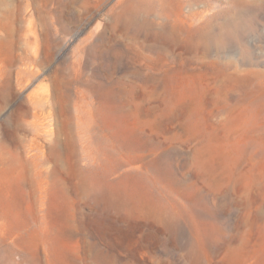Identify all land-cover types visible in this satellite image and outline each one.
I'll return each instance as SVG.
<instances>
[{
	"label": "rangeland",
	"instance_id": "rangeland-1",
	"mask_svg": "<svg viewBox=\"0 0 264 264\" xmlns=\"http://www.w3.org/2000/svg\"><path fill=\"white\" fill-rule=\"evenodd\" d=\"M0 264H264V0H0Z\"/></svg>",
	"mask_w": 264,
	"mask_h": 264
},
{
	"label": "bare ground",
	"instance_id": "bare-ground-1",
	"mask_svg": "<svg viewBox=\"0 0 264 264\" xmlns=\"http://www.w3.org/2000/svg\"><path fill=\"white\" fill-rule=\"evenodd\" d=\"M246 6H248V5H246ZM226 10V12H228L229 11V9H225ZM212 22V21H211ZM233 24V21H231V20H226V21H224L221 25H220V31H224V30H226V29H228L229 27H231V25ZM212 25V24H211ZM209 26V25H208ZM212 28V27H211ZM209 29H210V27H209ZM207 41H208V39H207ZM68 65V64H67ZM70 66L72 65V64H69ZM60 68V67H59ZM74 68V67H73ZM57 70V69H56ZM59 70V69H58ZM61 70V69H60ZM62 70H63V68H62ZM62 70H61V72H62ZM64 71V70H63ZM68 71V70H67ZM58 72V71H57ZM63 74V73H62ZM61 75V74H60ZM66 75V74H65ZM58 76V75H57ZM69 76V75H68ZM61 78V77H60ZM63 78V77H62ZM70 78V77H69ZM68 78V79H69ZM76 78V77H75ZM83 78V77H82ZM59 79V78H58ZM65 80H66V77H65ZM86 80V79H85ZM82 81V79H81V83L82 84H85V85H87V86H89L91 83L90 82H92L91 80H90V82L89 81ZM88 80V79H87ZM67 81H69V80H67ZM60 82V81H59ZM63 82H61V84H62ZM97 83V82H96ZM60 84V85H61ZM69 84V83H68ZM95 84V83H94ZM63 85H65V84H63ZM62 86V85H61ZM91 86V85H90ZM92 86H93V84H92ZM59 87V86H58ZM66 87V86H65ZM61 88V87H60ZM59 88V89H60ZM64 88V87H63ZM67 88V87H66ZM71 88V87H70ZM72 89V88H71ZM67 90V89H66ZM62 91V90H61ZM62 92H67V91H62ZM59 93H60V91H59ZM60 95V94H59ZM68 95H69V93H68ZM63 96H64V94H63ZM66 96V95H65ZM55 97H56V95H55ZM60 97V96H59ZM63 98V97H62ZM65 98V97H64ZM58 99V98H57ZM67 99V98H66ZM64 102V101H63ZM57 104V103H56ZM65 105V104H64ZM66 106V105H65ZM67 108V107H66ZM69 110V109H68ZM67 109H66V112L68 111ZM61 111H59V113H60ZM65 112V113H66ZM63 116H65V115H63ZM62 116V117H63ZM65 119H67V118H65ZM60 125V124H59ZM62 126V125H61ZM64 129V128H63ZM59 131H60V128H59ZM60 137H61V135H60ZM59 137V138H60ZM61 146V145H60ZM59 149V148H58Z\"/></svg>",
	"mask_w": 264,
	"mask_h": 264
}]
</instances>
